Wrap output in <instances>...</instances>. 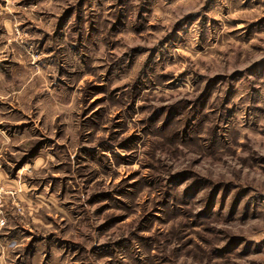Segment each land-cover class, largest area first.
I'll return each instance as SVG.
<instances>
[{
  "label": "rangeland",
  "instance_id": "obj_1",
  "mask_svg": "<svg viewBox=\"0 0 264 264\" xmlns=\"http://www.w3.org/2000/svg\"><path fill=\"white\" fill-rule=\"evenodd\" d=\"M0 264H264V0H0Z\"/></svg>",
  "mask_w": 264,
  "mask_h": 264
}]
</instances>
